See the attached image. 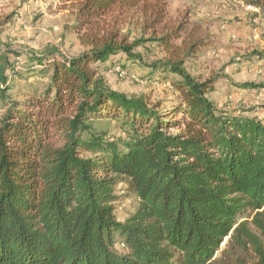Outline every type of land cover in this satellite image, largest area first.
<instances>
[{"label": "trees", "instance_id": "obj_1", "mask_svg": "<svg viewBox=\"0 0 264 264\" xmlns=\"http://www.w3.org/2000/svg\"><path fill=\"white\" fill-rule=\"evenodd\" d=\"M240 1L264 12V0ZM71 9L84 50L31 54L48 84L21 97L20 55L0 28V264H264V122L220 110L208 96L216 78L187 69L208 35L183 17L156 37L166 11L150 0H71ZM137 16L153 35L131 41L121 26ZM150 41L166 55L147 65L137 50ZM118 57L125 69L177 76L179 104L107 85L99 71ZM105 119L122 132L95 126ZM118 191L138 202L124 220Z\"/></svg>", "mask_w": 264, "mask_h": 264}, {"label": "rangeland", "instance_id": "obj_2", "mask_svg": "<svg viewBox=\"0 0 264 264\" xmlns=\"http://www.w3.org/2000/svg\"><path fill=\"white\" fill-rule=\"evenodd\" d=\"M150 2L163 5L166 11L165 22L156 28V37L162 35L164 25L173 27L183 17L189 18L191 24H199L203 34L208 35V46L196 58L188 60L186 67L197 78H216L214 89L208 93L216 106L227 113L264 122V12L240 0ZM73 20L71 0H0L1 40L20 55L15 59L19 75L13 78L14 97H21L19 90L37 88L40 91L48 84V73L29 62L31 54H42L52 46L66 56L84 50L77 35L68 28ZM123 20L126 23L122 24L121 32L131 41L153 35L138 16ZM181 42L182 39L175 41L176 44ZM137 51L147 65L166 55L163 46L155 41L146 42ZM10 56L13 59V55ZM117 59L120 57L109 63L108 69L99 71L107 85L128 95H145L151 103H159L168 110L179 104L178 93L172 85L177 76L169 75L165 79L161 72L149 75L151 68H142L139 64L125 69L121 66L123 61ZM30 66L35 67L34 72L26 75L25 68ZM21 76H25L24 79ZM245 82L260 87H241ZM95 126L111 134L122 132L121 123L113 119L99 121ZM117 194L121 199L116 204V215L124 220L136 210L138 202L127 191Z\"/></svg>", "mask_w": 264, "mask_h": 264}, {"label": "built area", "instance_id": "obj_3", "mask_svg": "<svg viewBox=\"0 0 264 264\" xmlns=\"http://www.w3.org/2000/svg\"><path fill=\"white\" fill-rule=\"evenodd\" d=\"M253 8V7H252ZM253 9H255V8H253ZM256 10V9H255Z\"/></svg>", "mask_w": 264, "mask_h": 264}]
</instances>
